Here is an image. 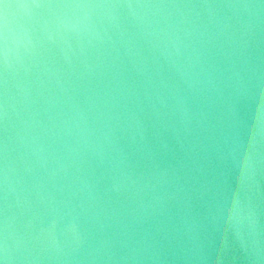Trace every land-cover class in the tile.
<instances>
[{"label": "water", "instance_id": "1", "mask_svg": "<svg viewBox=\"0 0 264 264\" xmlns=\"http://www.w3.org/2000/svg\"><path fill=\"white\" fill-rule=\"evenodd\" d=\"M0 264H264V0H0Z\"/></svg>", "mask_w": 264, "mask_h": 264}]
</instances>
